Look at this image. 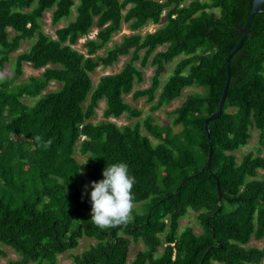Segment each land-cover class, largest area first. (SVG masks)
<instances>
[{"label":"trees","instance_id":"16d2710c","mask_svg":"<svg viewBox=\"0 0 264 264\" xmlns=\"http://www.w3.org/2000/svg\"><path fill=\"white\" fill-rule=\"evenodd\" d=\"M251 2L0 0V256H6L3 245L18 255L4 264H56L58 255L76 249L82 237L96 242L71 253L72 264L262 263L264 172L258 170H264V155L249 151L238 160L234 153L248 143L251 129L264 146V3L231 56L221 114L209 122V136L205 130ZM47 10L52 26L66 20L54 28V37L41 29ZM161 19L162 26L140 32ZM123 24L131 33L106 46ZM93 28L95 36L87 37ZM83 37L85 52L74 47ZM24 40L31 41L28 49L12 58ZM121 56L129 57L121 69L94 85L90 73ZM176 57L181 58L163 82L166 64ZM24 63L43 71L15 83ZM148 65L154 68L149 84L134 89L145 81ZM52 81L60 86L42 94ZM187 87L202 90L188 93L168 111L169 122H156L153 112ZM127 94L145 98L148 113L118 126L107 118L143 114L124 99ZM25 97L35 101L25 103ZM100 101L106 119L91 122ZM120 160L136 177L134 205L139 207L127 223L100 228L90 220V182ZM189 211L196 214L199 233L192 226L180 229ZM251 239L263 244L248 245ZM132 242L144 246L129 261Z\"/></svg>","mask_w":264,"mask_h":264},{"label":"rangeland","instance_id":"374dc122","mask_svg":"<svg viewBox=\"0 0 264 264\" xmlns=\"http://www.w3.org/2000/svg\"><path fill=\"white\" fill-rule=\"evenodd\" d=\"M189 0H187L188 2ZM74 14V13H73ZM66 20H62L60 21L56 26H52L51 25V10H47L45 12L44 17L41 19V29L50 34L51 36L54 37V28L55 27H61L63 25H65ZM164 24V20L161 19V21L158 24H152V23H148L146 26H144L143 28H141L140 32L142 34L148 32V31H153L156 28L162 26ZM10 36H12L14 33L13 31H11V29H8ZM96 28H93L91 30V32L89 33V35L87 37H94L96 34ZM131 33V31L127 28L126 24L122 25V29L119 33L114 34L111 37V41L107 43L106 46H112L114 42H118L120 41L121 37L123 34H129ZM86 40V37L80 38L77 42V44L74 45V47L76 49H78L81 52H85V47L83 46L84 42ZM31 41L30 40H24L21 45L20 48L15 51L14 53L11 54L12 58H14L18 53L25 51L26 49H28L29 45H30ZM165 47L161 46L158 47L157 50H163ZM99 54H103L105 53V48L100 49L98 51ZM128 56H121L119 58V60L114 63L112 66L107 67V68H102V67H98L95 69V71L91 72V78L93 81V84L95 85L96 82L98 81L99 77L104 75V74H111V73H115L117 71H119L122 67V65L128 60ZM181 57H176L175 59L169 61L164 69V72L161 76V80L164 82L166 81L169 76L172 73L174 64L176 63L177 60H179ZM11 65V66H10ZM153 67L148 65L147 67L143 68V72H144V77H145V81L140 83V84H135L134 89L136 88H143L146 87L149 82H150V77L152 75L153 72ZM12 70V62L10 64H7L5 69L3 70V74L2 76L5 77L8 74H10ZM43 71V69H34L29 63H24L23 65V74L16 79L15 83H19L21 81H25L27 80V78L30 75H34V76H38L41 72ZM60 86L59 83L57 82H50L48 87L42 92L45 93L49 90H54L57 89ZM202 89L200 87H187L183 89V92L181 94V96L175 100H173L169 105L167 106H163L160 109L156 110L153 112V116L156 119V122L163 124V123H167L169 122V116L167 115V112L172 110L173 108H175L176 106H178L181 102L182 99H184V97L188 94V93H192V92H196V91H201ZM124 99L131 104L133 107H137L142 109L143 114L141 117L139 118H128L125 114L121 115L119 117H110L107 118V120L113 121L115 122L118 126H122V125H126V124H133L134 121L139 120L141 121L143 119V116H145L148 113V108H149V103H147L145 101V98H139L137 100H133L131 98V94H127L124 96ZM23 102L31 104L35 101V98H28L25 97L22 99ZM104 101H100L98 107L96 108V113L95 115L90 119L91 122L94 123H98L106 118L103 117L102 114V110L104 108ZM177 128V127H176ZM143 133L146 134V132L143 130ZM257 134L258 131L255 129H251V138L248 140V143L244 146H241L237 151H235V155L237 157L238 160L241 159L242 155L251 151L255 154H261L264 155V146L259 145L258 143V139H257ZM75 156L77 157V159L81 162H83L85 160V156H82L77 150L75 151ZM259 171V175H261L264 170H258ZM139 205L135 204L133 206V208L138 209ZM131 215V213H130ZM185 226H192L193 230L197 233H199L201 231V228L199 226V224L196 221V214L193 211H189L188 214H186L185 216H183L180 219V229H182ZM96 242L95 239L93 238H87V237H82L79 240V245L78 247H76V249L72 250V251H68L65 253H61L58 255V259L56 264H72V259H71V253H79L81 251H83L84 249H86L87 247H89L90 244H94ZM263 244V240H254L251 239V241L249 242L248 245H256V246H260ZM143 243L142 242H137V243H131L130 247H129V253H128V260L130 261L135 253L143 248ZM3 248L6 252V256L1 257L0 256V264H4L7 260L9 259H16L18 258L17 253L15 252V250L12 247L9 246H5L3 245ZM34 264V263H31ZM261 264H264V260L262 261Z\"/></svg>","mask_w":264,"mask_h":264},{"label":"clouds","instance_id":"9594fccd","mask_svg":"<svg viewBox=\"0 0 264 264\" xmlns=\"http://www.w3.org/2000/svg\"><path fill=\"white\" fill-rule=\"evenodd\" d=\"M135 182L136 177L126 161H115L104 167L102 178L90 182V220L100 228L127 223L134 206Z\"/></svg>","mask_w":264,"mask_h":264},{"label":"water","instance_id":"95a60500","mask_svg":"<svg viewBox=\"0 0 264 264\" xmlns=\"http://www.w3.org/2000/svg\"><path fill=\"white\" fill-rule=\"evenodd\" d=\"M263 3H264V0H252L251 6H250V10L248 12L246 21H245L244 25L241 27L240 39H239L238 43L228 53V56L226 58L227 78H226V82H225L223 91H222L221 96H220V100H219V103H218L217 110L214 113H212L209 117H207L205 119V130H206V133H207L208 136L210 135L209 122L211 120H214V119L219 117V115L221 114V111H222L223 103H224V101L226 99L228 86H229V82H230V76H231V70H230V67H229L231 56L245 42V40H246V38L248 36V33H249V27L251 25V22H252V20H253V18L255 16V14L263 12V9H262ZM212 149H213L212 148V144H211V141L209 139V151H208V157H207V163H206V169L207 170H210V164H211V160H212ZM218 192H219L218 199H219V201H221L222 193L219 190V187H218Z\"/></svg>","mask_w":264,"mask_h":264}]
</instances>
